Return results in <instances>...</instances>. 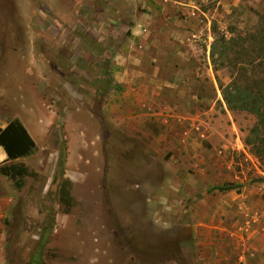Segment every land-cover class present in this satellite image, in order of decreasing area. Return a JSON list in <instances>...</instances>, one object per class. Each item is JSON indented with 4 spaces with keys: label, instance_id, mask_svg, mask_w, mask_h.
Returning a JSON list of instances; mask_svg holds the SVG:
<instances>
[{
    "label": "rangeland",
    "instance_id": "obj_1",
    "mask_svg": "<svg viewBox=\"0 0 264 264\" xmlns=\"http://www.w3.org/2000/svg\"><path fill=\"white\" fill-rule=\"evenodd\" d=\"M263 8L0 0V126L36 142L0 172V264H264V134L211 57Z\"/></svg>",
    "mask_w": 264,
    "mask_h": 264
},
{
    "label": "trees",
    "instance_id": "obj_2",
    "mask_svg": "<svg viewBox=\"0 0 264 264\" xmlns=\"http://www.w3.org/2000/svg\"><path fill=\"white\" fill-rule=\"evenodd\" d=\"M255 12L259 17V23L244 35L227 37L223 34L217 37L212 43L211 57L214 63L228 65L234 71L231 82L221 86L226 104L230 109L254 114L257 121L251 131L262 136L264 134V8L261 12ZM231 52L235 55L233 61L229 59ZM262 140L264 141V138ZM0 147L6 153L5 160L11 162V164H0V172L21 185V178L27 175L29 170L24 163L17 164L15 161L31 155L36 148V142L20 119L15 118L4 127L0 126ZM228 187H231V184ZM228 187L223 186L220 189L224 190Z\"/></svg>",
    "mask_w": 264,
    "mask_h": 264
},
{
    "label": "crops",
    "instance_id": "obj_3",
    "mask_svg": "<svg viewBox=\"0 0 264 264\" xmlns=\"http://www.w3.org/2000/svg\"><path fill=\"white\" fill-rule=\"evenodd\" d=\"M2 147H0V149H1ZM3 149V148H2ZM3 152H4V150H2ZM2 151H0V160H2V159H4L5 158V155H6V153L4 152H2Z\"/></svg>",
    "mask_w": 264,
    "mask_h": 264
}]
</instances>
